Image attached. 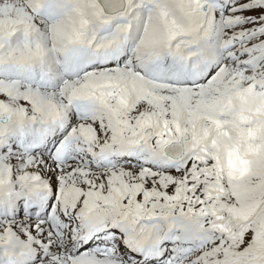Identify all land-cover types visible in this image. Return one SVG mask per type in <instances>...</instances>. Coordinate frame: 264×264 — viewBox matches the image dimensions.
Listing matches in <instances>:
<instances>
[{
  "label": "snow or ice",
  "instance_id": "1",
  "mask_svg": "<svg viewBox=\"0 0 264 264\" xmlns=\"http://www.w3.org/2000/svg\"><path fill=\"white\" fill-rule=\"evenodd\" d=\"M0 264H264V0H0Z\"/></svg>",
  "mask_w": 264,
  "mask_h": 264
}]
</instances>
